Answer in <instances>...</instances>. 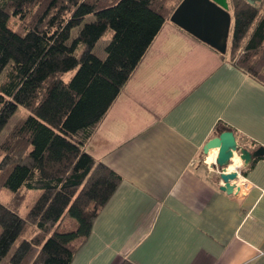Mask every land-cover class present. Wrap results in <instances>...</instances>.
Wrapping results in <instances>:
<instances>
[{
	"label": "trees",
	"instance_id": "16d2710c",
	"mask_svg": "<svg viewBox=\"0 0 264 264\" xmlns=\"http://www.w3.org/2000/svg\"><path fill=\"white\" fill-rule=\"evenodd\" d=\"M183 1L0 0V264H73L122 182L88 146ZM228 3L222 58L264 85V0Z\"/></svg>",
	"mask_w": 264,
	"mask_h": 264
},
{
	"label": "crops",
	"instance_id": "0c3cea01",
	"mask_svg": "<svg viewBox=\"0 0 264 264\" xmlns=\"http://www.w3.org/2000/svg\"><path fill=\"white\" fill-rule=\"evenodd\" d=\"M225 128L264 148V85L167 22L88 146L122 182L73 264H264V156L232 196L200 163Z\"/></svg>",
	"mask_w": 264,
	"mask_h": 264
},
{
	"label": "water",
	"instance_id": "95a60500",
	"mask_svg": "<svg viewBox=\"0 0 264 264\" xmlns=\"http://www.w3.org/2000/svg\"><path fill=\"white\" fill-rule=\"evenodd\" d=\"M170 21L221 55L227 54L233 26L228 0H184ZM203 152L206 156L217 153L216 164L221 171L217 176L221 183L220 190L230 196L239 189L235 183L241 176L237 170L229 171L235 154L240 155L245 167L264 156V148L252 152L241 147L231 130H225L211 139Z\"/></svg>",
	"mask_w": 264,
	"mask_h": 264
},
{
	"label": "rangeland",
	"instance_id": "374dc122",
	"mask_svg": "<svg viewBox=\"0 0 264 264\" xmlns=\"http://www.w3.org/2000/svg\"><path fill=\"white\" fill-rule=\"evenodd\" d=\"M110 36H106L104 39H102L97 47L94 50V54L99 57L100 59L104 60L106 59V52H105V48L106 46L109 44V42L111 41V39L109 38ZM12 124H10L11 126ZM6 132H4V134L1 136L0 141L3 140L5 138ZM245 148V147H244ZM200 163L203 164V166L208 167V169L216 175L219 176L221 171L220 169L217 167V164L214 160V162L211 161V163H209L208 159L206 157L201 156L200 158ZM208 161V162H207ZM233 164H231L229 169H232ZM213 168V169H211ZM218 178V177H217ZM26 210L24 209V212ZM22 212V213H24ZM78 228V222L76 220H74L73 218H71L69 215L65 217L62 225L59 228V232L60 233H69L72 231H76ZM2 264H5L2 263Z\"/></svg>",
	"mask_w": 264,
	"mask_h": 264
},
{
	"label": "bare ground",
	"instance_id": "6f19581e",
	"mask_svg": "<svg viewBox=\"0 0 264 264\" xmlns=\"http://www.w3.org/2000/svg\"><path fill=\"white\" fill-rule=\"evenodd\" d=\"M236 155V154H235ZM211 158H208V161H209V163H211V161H212V159H213V162H214V160H215V162H216V159H217V153H211V156H210ZM239 157L238 156H235L234 157V161L235 162H237V161H239ZM211 160V161H210ZM207 161V162H208ZM241 168V167H240Z\"/></svg>",
	"mask_w": 264,
	"mask_h": 264
},
{
	"label": "built area",
	"instance_id": "2783aa9c",
	"mask_svg": "<svg viewBox=\"0 0 264 264\" xmlns=\"http://www.w3.org/2000/svg\"><path fill=\"white\" fill-rule=\"evenodd\" d=\"M233 164H234V163H233ZM241 164H242V163H241ZM240 167H241V165H240ZM240 167L237 166V168H236V170L241 174V176H240L239 178L243 177V176H242V173H241V168H240ZM236 170H235V171H236ZM238 187H239V186H238ZM238 187H237V188H238ZM239 190H240L239 194H241V192H242L243 190H242L241 188H239ZM235 192L238 193V190H236Z\"/></svg>",
	"mask_w": 264,
	"mask_h": 264
},
{
	"label": "clouds",
	"instance_id": "9594fccd",
	"mask_svg": "<svg viewBox=\"0 0 264 264\" xmlns=\"http://www.w3.org/2000/svg\"><path fill=\"white\" fill-rule=\"evenodd\" d=\"M237 163H239V161H237ZM234 169H229V171H233Z\"/></svg>",
	"mask_w": 264,
	"mask_h": 264
}]
</instances>
